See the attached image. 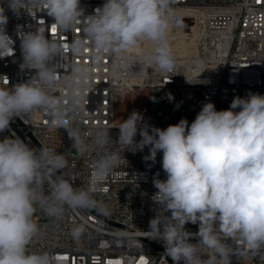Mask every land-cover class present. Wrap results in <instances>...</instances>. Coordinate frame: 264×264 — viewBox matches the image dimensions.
Instances as JSON below:
<instances>
[{
	"label": "clouds",
	"instance_id": "1",
	"mask_svg": "<svg viewBox=\"0 0 264 264\" xmlns=\"http://www.w3.org/2000/svg\"><path fill=\"white\" fill-rule=\"evenodd\" d=\"M23 2L6 0L17 16ZM28 3L46 11L56 29L64 32L86 21L83 38L72 43V51L80 53L87 42L98 58L105 53L113 57L114 72L128 67V53L144 56L162 73L174 71L168 34L174 23L183 26L175 19V0H105L90 15L84 14L81 0ZM7 24L5 8L0 6V58L14 55L15 40L7 33ZM15 34L22 55L19 69L32 74L11 87L0 86V133L10 129L14 118L39 110L50 126L67 132L79 153L91 147L99 155L91 161L88 186L74 187L65 154L43 145L30 147L14 134L0 140V264H51L48 253L29 251L40 232L34 218L37 208L49 217L61 216L65 206L103 211L95 199L100 183L128 163L125 151L143 152L146 147L149 154L143 160L151 162L147 167L162 153L166 176L160 179L157 172L153 177L157 191L150 199L155 215L146 233L162 242L164 255L173 264H231L236 242L253 254L264 249V94L249 90L243 97L236 95L226 110L205 102L191 124L182 118L164 129L150 125L133 110L116 127L119 135L113 140L110 129L85 132L69 119L81 103L80 84L90 79L89 68L74 65L72 75L61 81L56 67L60 45L43 32L25 31L21 25ZM145 43L153 46L150 54L144 50ZM61 83L68 90L66 96L52 91ZM167 96L174 99L171 93ZM85 136H91V145ZM110 143L119 150H105ZM188 223L198 224V231L187 230ZM84 230V225H78L71 235L79 238ZM193 238L196 243L190 242Z\"/></svg>",
	"mask_w": 264,
	"mask_h": 264
},
{
	"label": "built area",
	"instance_id": "2",
	"mask_svg": "<svg viewBox=\"0 0 264 264\" xmlns=\"http://www.w3.org/2000/svg\"><path fill=\"white\" fill-rule=\"evenodd\" d=\"M104 2L81 0V6L84 14L90 15ZM0 6L5 8L8 17L6 31L15 40L14 55L0 58V86L11 87L26 81L32 74L19 69L22 55L16 26H24L25 31L43 32L62 49L56 64L61 81L72 75L74 65L87 66L90 70V79L80 84L81 103L75 113L69 115L70 121L82 131L110 129L111 138L116 140L119 135L116 104L136 86L148 87L149 124L161 129L177 124L182 118L191 124L205 102L214 103L217 110H226L236 95L243 97L249 90L264 94V0H175L173 9L198 14L202 27L195 35L191 51H172L176 64L170 74L162 73L144 56L132 53L127 54L128 67L114 72L113 57L105 53L98 58L87 42L80 53L72 51V43L83 38L81 29L86 21H79L71 31L57 29L53 33V18L28 0H24L19 16L8 8L6 0H0ZM143 47L150 54L153 46ZM3 76L8 78V85ZM233 78L235 82L230 83ZM52 91L66 96L68 90L61 83ZM168 93L173 100H169ZM161 100L168 104V113L157 110ZM13 134L30 147L39 149L43 145L65 154L69 173L75 180L74 187L88 186L91 161L99 155L96 149L90 147L88 152L79 153L72 147L73 141L67 132L50 126L48 117L39 110L14 118L10 129L0 133V140ZM84 139L91 145V136ZM136 139H140L139 135ZM112 149L119 150V146L110 143L105 150ZM147 154V147L143 152L123 153L128 163L106 176L95 193L103 211L73 210L65 206L61 216L49 217L38 207L34 218L40 232L32 240L29 251L48 253L51 264H173L171 258L164 255L162 242L152 240L146 233L155 215L150 199L157 191L153 177L159 172V178L166 179L160 162L162 153L157 154L151 168L147 167L151 162L143 160ZM78 225H84L85 230L79 238H74L71 230ZM185 227L191 232L198 231V224L188 223ZM190 242L197 240L193 238ZM234 248L237 254L231 258V264H264V249L253 254L239 242L234 243Z\"/></svg>",
	"mask_w": 264,
	"mask_h": 264
},
{
	"label": "rangeland",
	"instance_id": "3",
	"mask_svg": "<svg viewBox=\"0 0 264 264\" xmlns=\"http://www.w3.org/2000/svg\"><path fill=\"white\" fill-rule=\"evenodd\" d=\"M179 11L181 13H185L183 18L179 19L183 26H177L174 23L170 33L168 34L169 40L173 42L175 39L183 37L187 39L192 38L195 41V35L202 27V20L199 19L198 14H191L188 11L182 10ZM151 46L152 45H149V47ZM133 110L140 112L149 123L151 106L148 87L136 86L134 90L131 93H128L124 99L117 102L115 110V120L117 124H120L123 119H127L128 115H130ZM157 110L168 113L169 106L164 100H161L157 105Z\"/></svg>",
	"mask_w": 264,
	"mask_h": 264
},
{
	"label": "bare ground",
	"instance_id": "4",
	"mask_svg": "<svg viewBox=\"0 0 264 264\" xmlns=\"http://www.w3.org/2000/svg\"><path fill=\"white\" fill-rule=\"evenodd\" d=\"M179 10L188 11L186 9H177V10H175V19L183 18L184 14H185V13H181ZM188 12L191 13L190 11H188ZM191 14H193V13H191ZM199 19L201 20L200 16H199ZM144 45L145 46H149L151 44L145 43ZM170 45H171L172 51L179 52V53H185V52L191 51L194 48V40L192 38L187 39V38L180 37L178 39H175V41H173V42L170 41Z\"/></svg>",
	"mask_w": 264,
	"mask_h": 264
},
{
	"label": "snow or ice",
	"instance_id": "5",
	"mask_svg": "<svg viewBox=\"0 0 264 264\" xmlns=\"http://www.w3.org/2000/svg\"><path fill=\"white\" fill-rule=\"evenodd\" d=\"M51 30H52L53 33L56 32L57 29H56L55 25H52V29Z\"/></svg>",
	"mask_w": 264,
	"mask_h": 264
}]
</instances>
